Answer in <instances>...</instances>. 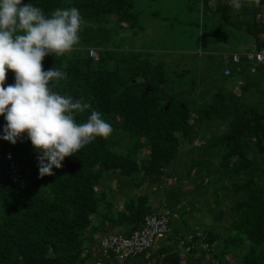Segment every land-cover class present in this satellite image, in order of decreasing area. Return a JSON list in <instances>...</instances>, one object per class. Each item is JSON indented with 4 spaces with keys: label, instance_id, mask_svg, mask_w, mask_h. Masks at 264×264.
Listing matches in <instances>:
<instances>
[{
    "label": "trees",
    "instance_id": "1",
    "mask_svg": "<svg viewBox=\"0 0 264 264\" xmlns=\"http://www.w3.org/2000/svg\"><path fill=\"white\" fill-rule=\"evenodd\" d=\"M31 2L46 15L79 9L74 56L45 57L43 68L64 73L51 82L54 91L91 106L75 116L77 123L97 111L113 131L44 176L26 133L15 144L0 139V264H264V64L223 60L224 53L264 46V0L244 3L240 11L231 1L214 5L213 32L226 45L214 71L234 77V84L247 78L240 93L220 88L206 95L195 79H170L165 64L147 51L98 48L111 15L121 26L138 24L133 0ZM90 48L99 50L98 60ZM14 83L9 70L5 86ZM5 124L0 116V136ZM111 176L124 198L120 209L115 197L99 190ZM129 185L140 191H124ZM154 188L163 196L158 205L150 198ZM165 205L178 217L148 258L102 255L101 236L130 235Z\"/></svg>",
    "mask_w": 264,
    "mask_h": 264
},
{
    "label": "clouds",
    "instance_id": "2",
    "mask_svg": "<svg viewBox=\"0 0 264 264\" xmlns=\"http://www.w3.org/2000/svg\"><path fill=\"white\" fill-rule=\"evenodd\" d=\"M253 2L260 6L261 0H231L236 11ZM81 25V13L75 7L57 8L46 15L31 0H0V116L6 121L0 139L15 144L26 133L38 154L40 176L53 175L66 157L113 131L97 111L86 122L77 123L75 116L91 106L54 91L51 82L62 79L64 73L43 68L46 56L74 50ZM9 70L15 73V83L5 86Z\"/></svg>",
    "mask_w": 264,
    "mask_h": 264
},
{
    "label": "rangeland",
    "instance_id": "3",
    "mask_svg": "<svg viewBox=\"0 0 264 264\" xmlns=\"http://www.w3.org/2000/svg\"><path fill=\"white\" fill-rule=\"evenodd\" d=\"M217 2L218 0H208V3L204 0H133V11L139 14L138 24L133 27L126 24L121 26L116 22L115 16L111 15V20L105 25L106 29L100 30L97 36L103 41L98 48L113 52L147 51L153 60L165 64L170 79L178 80L181 84L195 79L198 85L202 84L206 89L205 95L220 88L240 93L245 87L246 75L241 76L244 81L240 79L234 84V77L224 79L219 72L214 71L217 68V63L214 62L219 60L218 53L226 47L225 43L217 42L213 32L218 26L213 11ZM221 26L224 29L223 24ZM75 51L74 48L64 56L72 58ZM46 57L55 56L50 54ZM202 86L199 88L202 89ZM178 91L179 89L169 90V93ZM190 91L193 97L195 92L193 89ZM192 97L190 99H194ZM199 142L200 140L196 141L197 144ZM172 181L169 179L167 184H173ZM99 190L109 192L110 197L117 200L115 208H122L124 198L122 193L119 194L116 176L104 179ZM129 190L132 194L140 191L132 189L130 185L124 191ZM150 198L158 205V198L163 196L154 188L150 192ZM158 242L159 239L151 248Z\"/></svg>",
    "mask_w": 264,
    "mask_h": 264
},
{
    "label": "built area",
    "instance_id": "4",
    "mask_svg": "<svg viewBox=\"0 0 264 264\" xmlns=\"http://www.w3.org/2000/svg\"><path fill=\"white\" fill-rule=\"evenodd\" d=\"M89 52L92 57L98 60L99 54L95 48H90ZM223 60L226 64L231 62L239 64L243 60L264 64V46L258 47L256 44H252L241 52L224 53ZM231 72L232 68L230 66L224 68L226 76L230 75ZM8 157H11V155H8ZM17 166V162L12 160L11 167L13 168L12 177L14 181L20 180ZM177 217V211L165 205L158 212L147 215L144 218L143 226L134 230L130 235L111 232L101 236L102 255L106 259L119 260L139 254H145V257L148 258L150 256V248L154 242L167 234L171 222Z\"/></svg>",
    "mask_w": 264,
    "mask_h": 264
},
{
    "label": "water",
    "instance_id": "5",
    "mask_svg": "<svg viewBox=\"0 0 264 264\" xmlns=\"http://www.w3.org/2000/svg\"><path fill=\"white\" fill-rule=\"evenodd\" d=\"M148 90H149V88L147 87L145 92H148Z\"/></svg>",
    "mask_w": 264,
    "mask_h": 264
},
{
    "label": "crops",
    "instance_id": "6",
    "mask_svg": "<svg viewBox=\"0 0 264 264\" xmlns=\"http://www.w3.org/2000/svg\"><path fill=\"white\" fill-rule=\"evenodd\" d=\"M224 52V51H223ZM223 52H219V54H222Z\"/></svg>",
    "mask_w": 264,
    "mask_h": 264
}]
</instances>
